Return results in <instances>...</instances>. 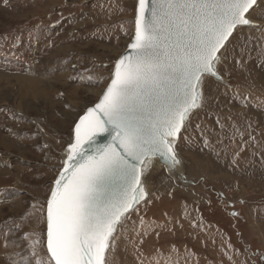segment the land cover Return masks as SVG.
Returning <instances> with one entry per match:
<instances>
[{"label": "rangeland", "instance_id": "obj_1", "mask_svg": "<svg viewBox=\"0 0 264 264\" xmlns=\"http://www.w3.org/2000/svg\"><path fill=\"white\" fill-rule=\"evenodd\" d=\"M133 6L134 0H9L7 6L0 0V264L47 259L41 205L49 181L59 171L71 122L98 99L110 62L128 42ZM226 64L221 74L230 87L206 79L204 107L191 115L187 139L178 140L186 179H168L162 166L148 172L149 202L141 201L118 230L108 264H144L157 250L156 264H264V163L253 146L232 165L248 133L264 143V109L243 107L234 91L251 94L253 105L264 103V70L255 62L236 66L231 57ZM80 74L91 79H72ZM217 118L230 127L222 132Z\"/></svg>", "mask_w": 264, "mask_h": 264}, {"label": "snow or ice", "instance_id": "obj_2", "mask_svg": "<svg viewBox=\"0 0 264 264\" xmlns=\"http://www.w3.org/2000/svg\"><path fill=\"white\" fill-rule=\"evenodd\" d=\"M133 8L134 28L125 33V51L110 62L106 87L71 122L65 159L41 205L47 259L37 264H108L118 230L141 201L149 202L145 185L154 159L167 168L168 179H186L178 171L184 163L178 140L187 139L191 115L204 107L206 79L218 77L230 87L221 74L229 57L236 66L255 62L264 70V0H134ZM234 91L243 107L264 109V103L252 104L251 94ZM214 123L221 125L219 118ZM197 129L210 146L205 130ZM248 136L247 147L237 144L233 152V167L253 146L264 163V143ZM105 137L108 142L98 144ZM153 255L144 264H156Z\"/></svg>", "mask_w": 264, "mask_h": 264}, {"label": "water", "instance_id": "obj_3", "mask_svg": "<svg viewBox=\"0 0 264 264\" xmlns=\"http://www.w3.org/2000/svg\"><path fill=\"white\" fill-rule=\"evenodd\" d=\"M133 28H134V24H133ZM129 42V41H128ZM127 42V43H128ZM123 51H125V48H124V50ZM122 51V52H123ZM214 79H217V80H219V78L217 77V78H214ZM108 83V82H107ZM107 85V84H106ZM106 87V86H105ZM104 87V88H105ZM103 88V89H104ZM101 94V93H100ZM100 96V95H99ZM98 99H99V97H98ZM98 99L94 102V103H96L97 101H98ZM94 103L93 104H91V105H89V106H87V107H91V106H93L94 105ZM85 110V109H84ZM83 110V111H84ZM195 111V110H194ZM83 114V112L80 114V115H82ZM79 118V116L77 117V119ZM76 119V120H77ZM108 139L109 138H107V137H105V138H98V144H105V143H107L108 142ZM65 159V156H63V158H62V161ZM62 161H61V163H62ZM154 162L156 163V164H158V165H160V166H162L163 167V169L167 172V174H169L170 175V173H169V171L167 170V168L162 164V162H160L159 160H158V158H155L154 159ZM151 170V169H150ZM149 170V171H150ZM181 170V166H178V171H180ZM181 172V171H180ZM174 178H175V176H173ZM46 207V206H45ZM45 250H46V224H45ZM46 252H47V250H46Z\"/></svg>", "mask_w": 264, "mask_h": 264}, {"label": "bare ground", "instance_id": "obj_4", "mask_svg": "<svg viewBox=\"0 0 264 264\" xmlns=\"http://www.w3.org/2000/svg\"><path fill=\"white\" fill-rule=\"evenodd\" d=\"M157 167H160V165H158V164L155 163V168H154V169H156ZM145 187H146V186H145Z\"/></svg>", "mask_w": 264, "mask_h": 264}]
</instances>
